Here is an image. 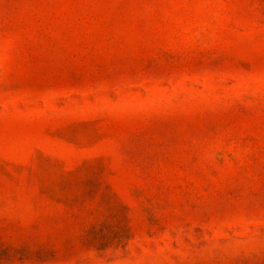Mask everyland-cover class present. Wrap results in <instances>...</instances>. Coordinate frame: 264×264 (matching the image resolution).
<instances>
[{
  "label": "rangeland",
  "instance_id": "rangeland-1",
  "mask_svg": "<svg viewBox=\"0 0 264 264\" xmlns=\"http://www.w3.org/2000/svg\"><path fill=\"white\" fill-rule=\"evenodd\" d=\"M0 264H264V0H0Z\"/></svg>",
  "mask_w": 264,
  "mask_h": 264
}]
</instances>
